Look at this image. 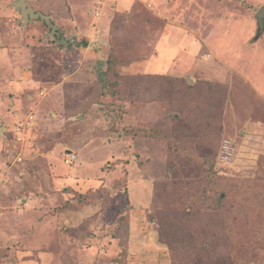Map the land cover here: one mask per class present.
I'll use <instances>...</instances> for the list:
<instances>
[{"label": "rangeland", "instance_id": "374dc122", "mask_svg": "<svg viewBox=\"0 0 264 264\" xmlns=\"http://www.w3.org/2000/svg\"><path fill=\"white\" fill-rule=\"evenodd\" d=\"M13 1L0 264H264V0Z\"/></svg>", "mask_w": 264, "mask_h": 264}, {"label": "water", "instance_id": "95a60500", "mask_svg": "<svg viewBox=\"0 0 264 264\" xmlns=\"http://www.w3.org/2000/svg\"><path fill=\"white\" fill-rule=\"evenodd\" d=\"M13 7L19 9L20 17L23 23H27L33 19H40L41 21L45 22L51 29V34H53L56 30V26L51 23L50 17L44 15L39 11H35L32 7L27 6V0H15L12 2ZM256 20H257V27L258 31L257 34H260L264 30V5L260 7V9L256 13ZM186 80L189 83H192L190 77L186 76Z\"/></svg>", "mask_w": 264, "mask_h": 264}, {"label": "trees", "instance_id": "16d2710c", "mask_svg": "<svg viewBox=\"0 0 264 264\" xmlns=\"http://www.w3.org/2000/svg\"><path fill=\"white\" fill-rule=\"evenodd\" d=\"M83 44H85V43H83ZM112 69H113V66L110 65V63H108V67H107L108 72L111 71ZM107 86H108V83H106V85H104V88L105 89H103V91H102L103 94L107 92ZM185 88L188 89V90H191V89L194 88V86L193 85L186 84ZM110 90L108 89V91H110ZM218 199L221 200V197H219ZM170 261H171L172 264H178L177 261H176V258L174 256H171L170 257Z\"/></svg>", "mask_w": 264, "mask_h": 264}, {"label": "flooded vegetation", "instance_id": "af4514ba", "mask_svg": "<svg viewBox=\"0 0 264 264\" xmlns=\"http://www.w3.org/2000/svg\"><path fill=\"white\" fill-rule=\"evenodd\" d=\"M50 32H51V30H50ZM52 36H56V38H60L59 41H58V43H62L63 45H66L68 43H75L76 42V41H74V38H72L69 42L67 40H65V39H62L60 37V35H58L57 30H55V32L52 34Z\"/></svg>", "mask_w": 264, "mask_h": 264}, {"label": "built area", "instance_id": "2783aa9c", "mask_svg": "<svg viewBox=\"0 0 264 264\" xmlns=\"http://www.w3.org/2000/svg\"><path fill=\"white\" fill-rule=\"evenodd\" d=\"M74 159H75V154L72 152H68L64 161L66 164H71L74 161Z\"/></svg>", "mask_w": 264, "mask_h": 264}, {"label": "clouds", "instance_id": "9594fccd", "mask_svg": "<svg viewBox=\"0 0 264 264\" xmlns=\"http://www.w3.org/2000/svg\"><path fill=\"white\" fill-rule=\"evenodd\" d=\"M68 153V152H67Z\"/></svg>", "mask_w": 264, "mask_h": 264}]
</instances>
